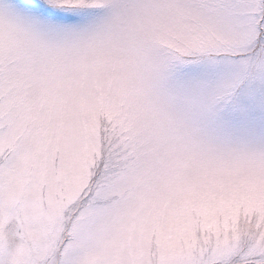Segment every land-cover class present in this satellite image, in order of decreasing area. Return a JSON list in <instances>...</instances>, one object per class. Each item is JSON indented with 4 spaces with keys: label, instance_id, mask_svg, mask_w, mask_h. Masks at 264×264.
Returning a JSON list of instances; mask_svg holds the SVG:
<instances>
[{
    "label": "snow or ice",
    "instance_id": "6c2138e0",
    "mask_svg": "<svg viewBox=\"0 0 264 264\" xmlns=\"http://www.w3.org/2000/svg\"><path fill=\"white\" fill-rule=\"evenodd\" d=\"M0 264H264V0H0Z\"/></svg>",
    "mask_w": 264,
    "mask_h": 264
}]
</instances>
